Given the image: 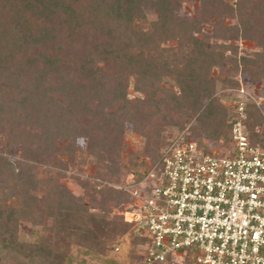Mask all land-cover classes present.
I'll use <instances>...</instances> for the list:
<instances>
[{
    "label": "trees",
    "instance_id": "obj_1",
    "mask_svg": "<svg viewBox=\"0 0 264 264\" xmlns=\"http://www.w3.org/2000/svg\"><path fill=\"white\" fill-rule=\"evenodd\" d=\"M198 2L201 19L188 21L178 16L181 0H0V264H71L54 247L58 235L96 239L112 209L130 229L124 192L75 179L77 197L49 169L73 164L79 139L94 179L108 185L142 179L168 127L181 131L194 120L188 136L204 150L228 140L234 110L213 95L237 87L239 71L264 83V0ZM218 41H249L259 51L238 56ZM225 68L229 78L211 76ZM129 82L140 94L132 100ZM244 108L250 142L264 147V132L250 128L259 113ZM125 124L141 140L138 151L124 141ZM10 145L17 159L4 152ZM38 164L46 166L40 175ZM21 223L35 227L34 239L19 238ZM140 241H130L133 259Z\"/></svg>",
    "mask_w": 264,
    "mask_h": 264
},
{
    "label": "built area",
    "instance_id": "obj_2",
    "mask_svg": "<svg viewBox=\"0 0 264 264\" xmlns=\"http://www.w3.org/2000/svg\"><path fill=\"white\" fill-rule=\"evenodd\" d=\"M235 92L222 151L191 139V122L142 179L109 186L127 195L122 216L141 240L133 264H264V147L244 125L245 104H260Z\"/></svg>",
    "mask_w": 264,
    "mask_h": 264
},
{
    "label": "rangeland",
    "instance_id": "obj_3",
    "mask_svg": "<svg viewBox=\"0 0 264 264\" xmlns=\"http://www.w3.org/2000/svg\"><path fill=\"white\" fill-rule=\"evenodd\" d=\"M180 9L178 10V16L189 20H200V7L198 0H181ZM199 27L202 29V33L209 37L210 35V27L207 24H200ZM202 33H196L197 37H201ZM219 43H225L228 45H234L237 48L238 56L249 55L251 56L254 52H258L259 49L249 41H218ZM207 43L212 44L214 40L210 37L207 40ZM169 45V44H168ZM228 54V52H226ZM211 76H218L219 78H229L231 76L228 68L223 69L222 71L213 70L211 72ZM234 81L237 82V87L226 86L220 88L217 93L213 95V97H220V101L222 104L231 107L232 100L236 98V92L239 89H242L244 92H247L256 102L260 105V111L250 102L246 104L253 105L257 112L261 117V122L257 126L250 127L253 133H263L264 132V101H263V91H264V83L260 80H252L250 79L247 73L237 72L236 76L233 78ZM130 83V82H129ZM235 93V94H234ZM220 95V96H219ZM140 96L137 92L134 93L132 89V83L129 84L127 89V99L132 100L134 97ZM205 104V101L202 102ZM192 125L194 124V120H191ZM190 122V123H191ZM189 123V124H190ZM188 124V125H189ZM249 124V123H248ZM187 125V126H188ZM191 125V126H192ZM250 125V124H249ZM245 126L246 129L249 127ZM252 126V125H250ZM124 141L129 146V148L133 151H138L141 146V140L139 137H135L131 133V126L125 124L124 126ZM168 136L171 133L177 131L175 127L167 128ZM247 131V130H246ZM165 136V137H166ZM4 143L3 138L0 139V146ZM76 146L79 148L80 153L75 156V160L73 164H69L66 160L59 161V163L63 164L65 167H52L49 169L54 171H59L64 174L63 181L68 187V189L74 193V196L80 197L82 196L81 188L76 184L75 179L80 180H89L90 182H95L101 185H108L106 183L100 182L94 179V166L91 161L90 156L84 150L85 145L84 142L79 139L76 142ZM209 148L212 150L222 151L225 147V141L219 140V142H215L212 144H208ZM6 155L11 159H17L19 157V148L16 145L7 146L4 149ZM64 158V157H62ZM144 162L147 163V159L143 158ZM38 167V175H40L43 168H46L45 165H37ZM48 167V166H47ZM141 169V168H140ZM1 192H0V201H1ZM120 211L117 209H112L111 213L108 214L104 220L106 223L110 224L108 227H105V231L103 234H98L96 239L91 238L92 236L89 234L84 238H81L77 235H73L68 237L66 234L61 232L56 238V242L54 247L57 249V253L60 256V259H67V257L71 258V264H133V257H131V247L130 241L133 239L131 229H128L121 224L120 220L117 219L118 213ZM115 220V224L113 225L112 221ZM49 224H51L49 222ZM35 227L29 226L28 224L21 223L19 225V238L22 241H28L34 239L35 236L31 233L32 229ZM39 228V227H38ZM102 244L105 249L103 251L99 250L98 245ZM113 246L118 247V251L114 252ZM136 253V249L134 250ZM68 254V256H67Z\"/></svg>",
    "mask_w": 264,
    "mask_h": 264
}]
</instances>
